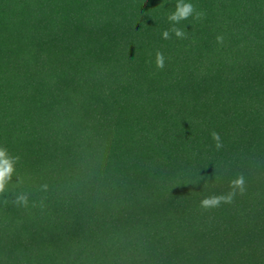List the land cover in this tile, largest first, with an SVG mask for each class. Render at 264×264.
<instances>
[{"label":"trees","instance_id":"16d2710c","mask_svg":"<svg viewBox=\"0 0 264 264\" xmlns=\"http://www.w3.org/2000/svg\"><path fill=\"white\" fill-rule=\"evenodd\" d=\"M178 2L0 0V264H264V0Z\"/></svg>","mask_w":264,"mask_h":264},{"label":"clouds","instance_id":"9594fccd","mask_svg":"<svg viewBox=\"0 0 264 264\" xmlns=\"http://www.w3.org/2000/svg\"><path fill=\"white\" fill-rule=\"evenodd\" d=\"M193 16L196 20H200L205 16V13L196 11L195 7L191 3H184L183 0H180V2H178L176 5V11L168 16V20L173 23V27L163 32V38L170 39L171 33H174L177 38H185V31L175 27V25L179 24L180 21L186 20ZM222 40L223 37H217L218 42H221ZM156 66L159 69H163L165 66V58L160 52L156 53ZM211 135L214 140L219 139V135L216 132H212ZM216 147L219 148L221 145L217 143ZM18 160L19 157H10L6 149L0 148V194L5 193L7 186L12 181L13 175L15 173L14 165ZM231 187L232 191L226 196L205 198L202 200L201 206L205 209H208L218 206L221 202L231 203L232 198L236 195L237 191L240 193L244 192L243 179L240 178L233 181ZM16 202L17 204L23 205L25 207H27L29 204V200L26 195L18 196Z\"/></svg>","mask_w":264,"mask_h":264}]
</instances>
